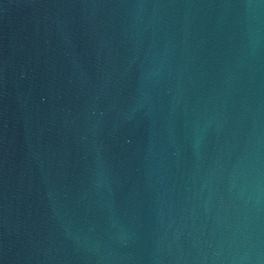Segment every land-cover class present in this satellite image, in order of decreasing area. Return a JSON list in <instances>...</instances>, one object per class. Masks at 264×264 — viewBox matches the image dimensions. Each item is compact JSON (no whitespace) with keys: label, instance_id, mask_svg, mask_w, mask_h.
<instances>
[{"label":"water","instance_id":"water-1","mask_svg":"<svg viewBox=\"0 0 264 264\" xmlns=\"http://www.w3.org/2000/svg\"><path fill=\"white\" fill-rule=\"evenodd\" d=\"M0 264H264V0H0Z\"/></svg>","mask_w":264,"mask_h":264}]
</instances>
